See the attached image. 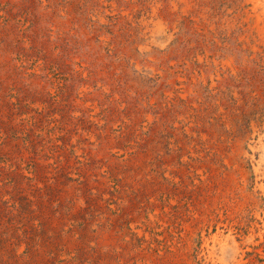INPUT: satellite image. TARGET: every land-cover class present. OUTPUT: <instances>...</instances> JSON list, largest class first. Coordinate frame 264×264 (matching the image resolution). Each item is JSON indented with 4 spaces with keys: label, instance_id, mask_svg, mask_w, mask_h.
Instances as JSON below:
<instances>
[{
    "label": "rangeland",
    "instance_id": "1",
    "mask_svg": "<svg viewBox=\"0 0 264 264\" xmlns=\"http://www.w3.org/2000/svg\"><path fill=\"white\" fill-rule=\"evenodd\" d=\"M263 177L264 0H0V264H264Z\"/></svg>",
    "mask_w": 264,
    "mask_h": 264
},
{
    "label": "bare ground",
    "instance_id": "2",
    "mask_svg": "<svg viewBox=\"0 0 264 264\" xmlns=\"http://www.w3.org/2000/svg\"><path fill=\"white\" fill-rule=\"evenodd\" d=\"M261 2V1H260ZM172 4V3H171ZM256 5V4H255ZM107 10V9H106ZM109 12V11H108ZM250 13V12H249ZM256 15V14H255ZM260 16V15H259ZM123 17V16H122ZM194 17V16H193ZM108 21V20H107ZM145 22V21H144ZM196 24V23H195ZM262 26V25H261ZM205 27V26H204ZM152 31H153V35L155 38L158 39H163V38H167L171 35L170 29L168 28L167 25L164 24L163 21L161 20H157L154 22V24L152 25ZM132 30V29H131ZM260 31V30H259ZM262 36V35H261ZM123 40V39H122ZM160 41V40H159ZM250 45V44H249ZM122 46V45H121ZM132 46V45H131ZM144 48H151L150 46V42L145 41L142 45ZM164 51V50H163ZM198 55V54H197ZM166 56V55H165ZM191 64V63H190ZM231 67V66H230ZM197 72V71H196ZM224 72V71H223ZM210 74V73H209ZM212 74V73H211ZM217 77V76H216ZM219 77V76H218ZM212 79V78H211ZM213 81V80H212ZM210 83V82H209ZM260 134V133H259ZM256 169V168H255ZM264 178V177H263ZM259 183V182H258ZM261 183V182H260ZM261 187H263L264 185L261 184ZM263 193V192H262ZM264 195V194H263ZM264 211V210H263ZM262 212V211H261ZM260 216V215H259ZM221 242V241H220ZM213 243V242H212ZM209 254V253H208Z\"/></svg>",
    "mask_w": 264,
    "mask_h": 264
}]
</instances>
